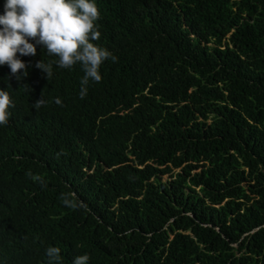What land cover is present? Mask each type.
<instances>
[{
	"label": "trees",
	"instance_id": "obj_1",
	"mask_svg": "<svg viewBox=\"0 0 264 264\" xmlns=\"http://www.w3.org/2000/svg\"><path fill=\"white\" fill-rule=\"evenodd\" d=\"M95 3L112 26L107 46L92 42L124 68L108 65L84 99L77 66L53 64L50 81L35 67L56 59L41 45L20 57L21 81L0 67L14 127L51 170L82 177L50 176L46 205L29 169L0 168V264H47L50 245L63 264H264V0ZM71 189L86 210L61 203Z\"/></svg>",
	"mask_w": 264,
	"mask_h": 264
},
{
	"label": "clouds",
	"instance_id": "obj_2",
	"mask_svg": "<svg viewBox=\"0 0 264 264\" xmlns=\"http://www.w3.org/2000/svg\"><path fill=\"white\" fill-rule=\"evenodd\" d=\"M110 26L112 25L106 20H101L95 0H0V67L8 66L9 79L14 76L21 81V78L29 75V65L20 57L35 56L37 45H41L39 50L44 52L47 50L46 54L56 59L47 63L44 60L38 61L35 67L45 73L50 81L53 77V64L69 71L77 66L81 76L79 97L84 99L88 93L89 83H100L104 69L108 65L118 64L124 68L123 63L118 62L117 55L92 42L98 40L107 46L102 40L103 30ZM138 52L140 51H133L132 56ZM25 87L32 91L28 85ZM11 98L5 87L0 86L1 174L11 173L14 177L22 179L24 171L29 169L26 177L31 179L32 190L36 188L38 195L41 196L39 202L51 205L54 197L51 196L52 187L48 185L50 176L63 178L71 188L72 183L65 181L66 178L73 177L80 183L82 177L72 168L50 169L53 162H47L44 153L33 148L35 141L31 136L25 130L14 127V121L22 113L19 110H11V106L14 107ZM55 102L62 106L59 98ZM45 104L42 93L41 98L33 104V108L39 111ZM54 130L65 129L58 128L56 122ZM23 155L31 161L19 163L18 158ZM56 155L59 158L66 153L61 151ZM82 171L91 173L87 168H83ZM75 193L74 189L68 193H61L59 197L61 203L72 210L79 208L86 210V206L77 200ZM45 255L47 264H63L59 247L48 246ZM89 260L88 254L78 255L73 258L71 264H89Z\"/></svg>",
	"mask_w": 264,
	"mask_h": 264
},
{
	"label": "rangeland",
	"instance_id": "obj_3",
	"mask_svg": "<svg viewBox=\"0 0 264 264\" xmlns=\"http://www.w3.org/2000/svg\"><path fill=\"white\" fill-rule=\"evenodd\" d=\"M163 177L165 178V177H168V174H163Z\"/></svg>",
	"mask_w": 264,
	"mask_h": 264
}]
</instances>
